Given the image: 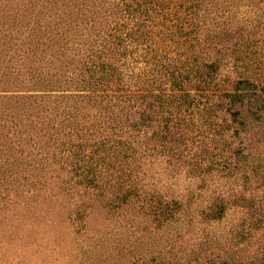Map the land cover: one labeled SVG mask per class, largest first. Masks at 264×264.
Masks as SVG:
<instances>
[{"label": "rangeland", "instance_id": "obj_1", "mask_svg": "<svg viewBox=\"0 0 264 264\" xmlns=\"http://www.w3.org/2000/svg\"><path fill=\"white\" fill-rule=\"evenodd\" d=\"M186 1L165 0L149 21L150 32L133 35L131 47L119 56L128 89H188L193 95L187 112L185 105H170L161 141L152 135L159 124L154 117L150 127L133 130L127 160L125 151L116 149L112 156L99 145L96 152L85 146L119 128L108 123L87 138L84 118L108 120V114L78 87L84 82L62 80L84 69V1L39 4L37 11L51 14L45 19L56 34L51 55L38 64L61 79L42 101L50 107L75 104L78 117L69 118L72 109L62 113L59 107L54 125L69 118L80 130L50 129L48 142L46 118L37 117L39 91L23 85L18 88L23 97L3 92L0 84V264H264V109L257 117L233 120L225 99L211 94L245 79L264 89V0L204 3L207 9L198 14L204 25L197 31L196 16L193 26L186 23ZM75 26L71 44L80 51L74 52L62 44ZM22 59L12 63L17 68L29 63ZM7 60L0 44V62ZM202 60L215 62L208 78L200 73ZM3 72L0 66V78L8 79ZM71 93L78 97L61 102L62 94ZM178 102L176 97L172 104ZM138 119L134 113L132 121ZM72 152L82 158L84 174L92 168L93 184L77 183Z\"/></svg>", "mask_w": 264, "mask_h": 264}, {"label": "trees", "instance_id": "obj_2", "mask_svg": "<svg viewBox=\"0 0 264 264\" xmlns=\"http://www.w3.org/2000/svg\"><path fill=\"white\" fill-rule=\"evenodd\" d=\"M79 1H84V14L82 15L84 18L81 16L80 23L84 21V33H87V36L84 38V40H86L84 41V69L79 71L78 69L77 71L73 70L69 72V76L62 80L64 84H83L82 82H84V85L78 87H84V91L87 93L85 95L91 98L89 99L90 102L94 99L92 104L96 102V106H101L102 112L108 114V120L89 122L84 118V121L87 123V125H84V135H87V138L92 140L93 136L96 135L95 133H98L100 129H106L108 123L110 124V128H119V133L116 134L115 132H111L106 138L92 140L91 142L85 143V146L91 145V149L96 152L99 149V145L101 146L100 148H104L111 152L112 156L115 154L116 149L120 152L125 151L122 153V160H127V156L129 155L127 152L129 150L133 152L134 150L129 136L132 134L133 130L140 128V126H145V128L150 127L149 122L154 117L153 120H156L159 124L152 135H157L158 140L161 141L164 137L162 132L166 133L168 129V124L163 122L168 119V117H165V113L169 110L170 105L176 106L177 108H181V106L185 105L184 112H187V110L191 108L193 95L188 89L179 93L173 90H158L156 92H151L147 89H142V91L138 92L128 89L127 86L122 83L121 74L123 72L120 66L122 62L119 56L121 57V55L131 47V42L134 41L132 38L133 35L138 37L150 32L149 21H151L155 13L161 10L160 6L164 5L165 0ZM43 2H49V0H0V42L2 40L0 44L3 46V49L6 50V55L8 56V60L5 61L4 64L0 62V66L4 69L3 73H5L8 79L3 80L0 78V84H2L3 92H18L23 97H25L23 90L18 89L23 88V85L26 86L27 89L31 88L35 91H39V93L35 94L36 97L40 98L37 102L39 105L37 117L41 114L42 118H46L43 122L44 134L48 136L49 142L52 138L51 133H49L50 129H53L54 132H64L68 128L71 130L80 129L78 124L73 125L71 119H69H76L78 117L79 111L76 109L75 104L74 106L67 105L66 102L63 107L61 104L56 103L53 107H50V102L46 104L42 101V98L50 93V91H53L59 81L61 82V79L54 78L55 74L50 73L46 65L39 66L38 64L44 63L42 60L46 55H51L48 49L54 44V35L56 34L54 25L48 23L49 20L46 21L45 19L46 16L50 17L51 14L48 15L44 13L43 9L37 11L39 4H41V8H45ZM186 2V23L193 26V20L196 16V23H194V26L197 31L204 25V21L200 20L198 16L205 7L204 3L210 4L214 1L187 0ZM205 9H207V7H205ZM72 22L75 21H70V23ZM77 26H75L70 33V40L66 39L62 44V47L68 44L67 50L69 49L74 52L80 51L71 44V36L77 38ZM121 27L123 28L121 29ZM222 27L225 29V35L231 34L228 18L225 19V24ZM208 32L209 29L203 35L206 36ZM120 48H123L124 51H120ZM21 53H23V56ZM19 57L21 59L23 58L22 60H28L29 63L17 68L12 62L13 60L18 61ZM214 63H207L202 60L199 63V66L203 69L200 72L201 75H204L205 78H208V76L210 77L214 70H216ZM24 68L27 77H25V73H22ZM83 72L84 75L82 74ZM205 83L207 82L203 84ZM248 83V79L237 81L232 90L225 89L221 93H211L212 95H218L217 99H225V110L230 113L233 120H237V117L244 115L257 117L259 112L264 109L258 104L262 91L259 90L260 92H257V89L264 90L263 87L259 88L255 83ZM242 84H247L246 91H244L245 88ZM202 87L201 85V89ZM69 95L62 94L61 98L63 100H61V102L69 98L73 99L78 97V95L74 93ZM203 95L208 96L210 92H205ZM35 96L28 95L27 98H34ZM176 97H178L179 102L173 105V100ZM135 102H138V110L135 109L134 111V107L136 106H134ZM204 104H207V101ZM219 104L216 106H219ZM59 107L62 108V113L66 112V108L67 111L71 108L72 111H70V113L74 112L75 115L70 114L69 118L58 121L56 123L57 126H55L54 119L56 114L60 111L58 109ZM49 110L50 113L48 115L45 112ZM134 113L139 114V119L137 121H132V115ZM50 121L52 122L51 124ZM160 122H162L163 125H161ZM124 128L126 129V135H123ZM80 138L81 137H79V139ZM98 142L99 144H97ZM72 154L73 169H71V171H73L78 178L77 183L82 185L93 184L95 181L93 175L95 173H93L92 168L90 167L89 170L84 169L86 172L84 174L82 171L84 167L82 168L81 164L78 163L82 158H77L78 155L75 156L73 152ZM114 159L116 162H120L121 160L118 157Z\"/></svg>", "mask_w": 264, "mask_h": 264}]
</instances>
